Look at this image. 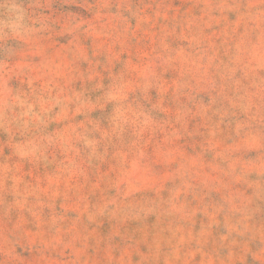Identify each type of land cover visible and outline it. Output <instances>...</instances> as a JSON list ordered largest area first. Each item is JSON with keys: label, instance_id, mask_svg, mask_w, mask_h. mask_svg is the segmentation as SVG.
Segmentation results:
<instances>
[{"label": "rangeland", "instance_id": "374dc122", "mask_svg": "<svg viewBox=\"0 0 264 264\" xmlns=\"http://www.w3.org/2000/svg\"><path fill=\"white\" fill-rule=\"evenodd\" d=\"M0 264H264V0H0Z\"/></svg>", "mask_w": 264, "mask_h": 264}]
</instances>
